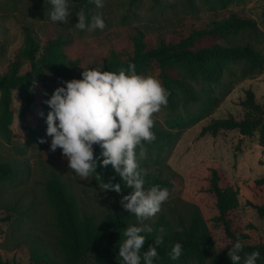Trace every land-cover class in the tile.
Returning <instances> with one entry per match:
<instances>
[{"label": "rangeland", "instance_id": "1", "mask_svg": "<svg viewBox=\"0 0 264 264\" xmlns=\"http://www.w3.org/2000/svg\"><path fill=\"white\" fill-rule=\"evenodd\" d=\"M79 2L69 0L70 21L57 25L49 17L50 0H0V73L8 71L10 63L24 47L27 24L41 42L61 34L67 41L66 51L73 57L99 66L114 53L132 51L133 37L138 29L143 30L153 44L160 38L178 37V33L187 27L208 22L213 15L223 18L232 12H241L256 21L257 29H239L220 42L255 47L262 53L263 64L257 66L237 60L230 63L221 82L190 80L197 95H217L220 103L211 114L183 128L173 142L142 148L144 155L140 156V152L137 157L141 168L163 169L174 182L168 188L170 195L161 210L145 223L153 227L163 216L174 228L180 229V215L188 222L190 204L196 203L209 220L215 253L221 254L228 249L223 231L213 218L214 200L206 191L210 168L215 166L221 171L223 186L236 184L240 187L243 218L254 222L264 232V217L251 205V202L264 203V185L256 183V179L264 177V145L259 142V134L247 136L236 129L222 130L216 135L201 134L203 127L215 118L230 115L241 118L245 113L241 101L246 98L247 89H253L257 100L264 104V0H226L221 3L218 0H104L102 8H97L91 0L92 15H102L106 25L103 30L94 31L74 26L78 22L76 12L82 9ZM28 66L25 63L24 69ZM145 76L155 77L162 85L160 68L155 62ZM62 83L52 74L34 83L40 106L27 114L25 122L18 115L19 90L13 89L14 120L10 134L0 128V162L8 163L15 170L13 177H0V262L29 264L37 247L44 248L54 258L65 259L58 243L61 229L48 191V181L53 173L59 174L68 185L81 215H93L101 223L106 212L124 210L121 197L129 192L104 189L93 173L82 179L68 167L67 157L59 147L50 150L51 138L46 136L45 119L50 109L45 101ZM200 107V102L179 91L175 102L167 99V104L153 113L152 119L156 126L170 129L175 121L192 120ZM172 129L178 131L182 127ZM42 137L46 142H41ZM211 258L209 256L203 262L192 260L188 264H211ZM82 264L112 263L90 256Z\"/></svg>", "mask_w": 264, "mask_h": 264}, {"label": "trees", "instance_id": "2", "mask_svg": "<svg viewBox=\"0 0 264 264\" xmlns=\"http://www.w3.org/2000/svg\"><path fill=\"white\" fill-rule=\"evenodd\" d=\"M220 3L226 0H218ZM79 6L92 16L91 0H80ZM257 29L256 21L241 12H232L229 16L218 18L211 16L208 22H200L189 26L185 31L178 33V37L169 39L160 38L158 42L148 41L143 30L138 29L134 38L132 51L114 53L112 58L102 65L96 66L91 62H83L81 58L73 57L65 49L66 39L59 34L49 36L41 42L28 24L25 26L24 47L17 58L10 63L6 73H0L1 115L0 128L10 134V125L14 120L12 109L13 89L17 88L21 97L18 115L25 122L27 114L40 105L34 83L49 74L56 76L60 81L73 78H82V72L87 68H102L119 72L127 70L129 63L135 64L137 74L145 76L149 67L155 62L160 68L162 86L167 91V99L175 102L179 91L188 98L201 103L198 113L192 120L181 119L172 126L182 129L175 131L172 128H162L153 123L152 131L155 139L151 142L142 141L137 146V155L142 148L173 142L182 133L183 128L200 120L214 111L220 103L217 95L207 94L201 97L196 94L190 80L209 83L221 82L225 72L233 61L246 60L253 65H262V53L253 46L234 42H220V39L229 37V34L242 28ZM28 63L27 69L24 64ZM245 113L241 118L234 115L215 118L203 127L201 134L208 132L216 135L222 130L236 129L241 134L254 136L259 134V142L264 145V104L256 98L253 89H247L246 98L241 101ZM101 149L94 145V154L98 155ZM145 176V189L152 185L161 188H171L173 180L165 175L163 169L151 171L147 168ZM15 174L14 168L5 162H0V177L10 178ZM102 186L105 182L121 183V192H130L121 178L115 173L111 165L97 166L93 173ZM256 183L264 185V177L256 179ZM112 192L114 190L108 189ZM49 195L56 209L57 222L61 229L58 243L65 253V259L52 257L44 248H34L29 264H82L90 256L112 264H122L118 256L119 244L125 239V228L135 221V214L129 210H110L106 212L101 223L93 215L80 214L78 203L68 189V185L57 173H53L48 181ZM206 191L214 200V219L221 227L229 248L223 253H215V239L208 218L201 207L191 203L189 207V221L180 215L182 228H174L170 221L160 216L152 227L151 233H143L146 242L143 251L148 245L154 244L157 236H163V243L158 246V257L154 264H188L192 260L203 262L211 256V264H231L228 253L237 242L242 243L244 254L259 251L257 264L264 261V232L252 221L242 216L240 201V187L236 184L222 185V175L218 167L210 168V177L207 179ZM261 217H264V203L251 202ZM164 228V229H162ZM162 230V231H161ZM180 242L183 253L179 259L173 260L169 252L174 243ZM0 264H26L16 261H2ZM143 264V260L141 261Z\"/></svg>", "mask_w": 264, "mask_h": 264}, {"label": "clouds", "instance_id": "3", "mask_svg": "<svg viewBox=\"0 0 264 264\" xmlns=\"http://www.w3.org/2000/svg\"><path fill=\"white\" fill-rule=\"evenodd\" d=\"M50 20L58 25L69 23L72 11L69 0H50ZM102 8L104 0H94ZM77 29L85 31L103 30L106 25L100 14L89 18L83 9L76 12ZM82 78L65 80L57 86L45 101L49 106L46 115V136L50 137V150L58 147L67 157L68 167L82 179L96 173L97 166L111 165L125 187L131 191L121 197V205L135 214L138 223L125 228V239L119 244L118 256L122 264H154L158 257V246L163 236H157L154 244L143 251L146 236L153 228L145 223L161 210L168 200L169 191L160 185L145 189L146 170L141 168L137 157V146L142 141L155 139L151 130L153 113L167 104V91L153 76H142L129 63L127 70L113 72L102 68H87ZM43 115V113H42ZM41 142H46L41 138ZM94 145L101 149L94 154ZM144 153L141 152L140 156ZM104 189L117 193L121 183H104ZM162 231V230H161ZM183 253L180 242L171 247V259H179ZM259 251L244 254L242 243H235L228 253L231 264H257Z\"/></svg>", "mask_w": 264, "mask_h": 264}]
</instances>
